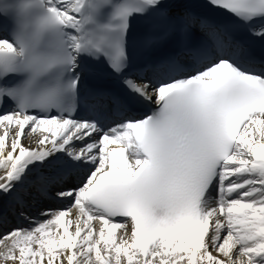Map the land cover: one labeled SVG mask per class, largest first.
<instances>
[{"label":"snow or ice","instance_id":"obj_1","mask_svg":"<svg viewBox=\"0 0 264 264\" xmlns=\"http://www.w3.org/2000/svg\"><path fill=\"white\" fill-rule=\"evenodd\" d=\"M0 17V264H264V0Z\"/></svg>","mask_w":264,"mask_h":264},{"label":"bare ground","instance_id":"obj_2","mask_svg":"<svg viewBox=\"0 0 264 264\" xmlns=\"http://www.w3.org/2000/svg\"><path fill=\"white\" fill-rule=\"evenodd\" d=\"M0 24H2L1 23V21H0ZM0 38H3V34L2 33H0ZM23 143H25V145H27V141H23ZM35 145H33V147H34ZM48 206H50V207H53V208H55V207H63L62 205H55V204H52V205H48Z\"/></svg>","mask_w":264,"mask_h":264}]
</instances>
